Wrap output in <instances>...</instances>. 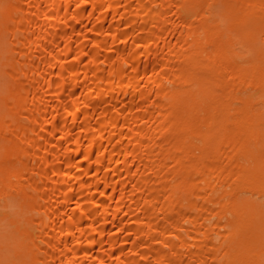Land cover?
I'll return each mask as SVG.
<instances>
[{
  "label": "bare ground",
  "instance_id": "bare-ground-1",
  "mask_svg": "<svg viewBox=\"0 0 264 264\" xmlns=\"http://www.w3.org/2000/svg\"><path fill=\"white\" fill-rule=\"evenodd\" d=\"M0 264H264V0H0Z\"/></svg>",
  "mask_w": 264,
  "mask_h": 264
}]
</instances>
